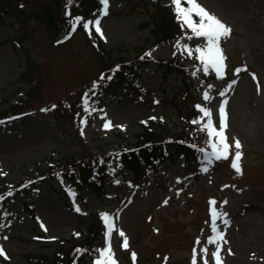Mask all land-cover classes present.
<instances>
[{
	"label": "rangeland",
	"instance_id": "374dc122",
	"mask_svg": "<svg viewBox=\"0 0 264 264\" xmlns=\"http://www.w3.org/2000/svg\"><path fill=\"white\" fill-rule=\"evenodd\" d=\"M198 2L232 30L220 42L226 56L222 79L212 70L193 75L202 64L196 53L189 58L179 45L195 48L204 40L185 39L192 33L182 29L172 0H109L108 15L100 18L103 39L82 26L72 32L66 15L70 11L73 17L94 20L100 3L91 10L87 0H74L71 6L68 0H0V247L9 257H0V264H30L34 255L52 253L59 241L69 246L90 231L93 238L98 235L97 249H103L101 213L114 218L118 213L115 227L128 239L125 250L119 233L112 234L118 264H133V252L135 264H192L194 247L197 264H203L200 248L216 250L207 243L212 235L210 200L226 213L216 222L227 241L219 242L223 264H264V0ZM164 6L174 15L169 33L152 36L150 15ZM12 8L20 12V22L7 12ZM45 12L53 14L52 24ZM107 59L121 66L146 63L131 94H125L130 76L122 85L114 84ZM161 61L181 64L182 71L164 77ZM113 84L118 92L110 99L106 95L115 90ZM205 91L211 102L204 101ZM85 93L96 109L90 116L82 103ZM225 100L226 136L230 144L239 140L242 145V175L231 167L234 147L229 159L207 162L212 151L207 130L191 123L201 118L200 105L211 109L218 128ZM106 120L112 122L109 129ZM162 138L182 143L181 153L170 159L159 151L144 155L133 173L117 172L106 157L104 169L77 182L87 186L79 196L55 169L74 176L72 170L92 156ZM37 180L39 187L30 195L19 190ZM98 258L96 251L95 259L83 264ZM209 260L214 264L211 255Z\"/></svg>",
	"mask_w": 264,
	"mask_h": 264
},
{
	"label": "snow or ice",
	"instance_id": "6c2138e0",
	"mask_svg": "<svg viewBox=\"0 0 264 264\" xmlns=\"http://www.w3.org/2000/svg\"><path fill=\"white\" fill-rule=\"evenodd\" d=\"M73 2L74 0H68L69 6H71ZM99 3L101 5V8L99 10V16L94 20H85L83 17L80 16L73 17L70 11L66 12V15L70 17L69 23L71 24L72 32L76 31L77 26H82L83 29L86 32H88L90 36L92 35V31L94 29L95 33L98 34L101 37V39L104 38L103 32L100 27L101 24L100 18L108 15L109 0H99ZM172 4L175 6L174 11L176 13L178 21L181 22L182 29L186 26L192 33L191 36L186 35L185 39L191 40L193 38H197V39L203 38L204 40L203 45H197L195 48H190L187 44L179 45L184 52H187L189 58L193 56V53H196L197 54L196 59L199 60L200 63L202 64V68H198L196 72L193 73V75L195 76L197 72L200 71H203V73L207 75L209 71L212 70L216 73L217 79H222L226 71V63H225L226 56L223 53V49L221 48L220 42L223 38L228 37L231 34L232 30L219 18H217L214 14H211L209 11H207L198 2V0H172ZM194 17L198 19H194ZM145 55L151 56V53H146ZM241 71H247V69L246 68L237 69L235 74L239 75ZM101 79H104V77L101 76ZM108 79H111V77H108ZM256 79L257 78L255 77V74H253V80ZM232 83L234 84L235 81H233ZM96 86L97 85L94 83L93 88H95ZM208 87L212 88L211 85H209ZM256 87H257V92L259 93L261 90V85L257 83ZM220 95L223 96L225 95V93L221 92ZM203 99L206 102H211L212 97L210 96L208 91H205L203 93ZM82 103H83L84 111L89 116L92 115L94 111H96L95 108L90 107L87 93H85V96L82 98ZM226 104L227 101L225 100L221 103V106L219 108L220 122L218 128L213 123V119H212L213 114L211 109L206 107H201L200 105H196V107L198 111L202 113V116L199 119H195L191 121V123L193 124L201 123L203 125L201 130L204 129L207 130V135L209 138V147L212 149L210 154H206L207 162L211 164L213 160L220 161V160L229 159L230 149L234 147L235 153L231 160V167L236 171L238 175H242L243 174L241 168L242 152L240 151L242 145L239 140H234V143L230 144L228 142V137L226 136V129H227V114L225 111ZM53 107H55V105ZM101 118L105 119V117H101ZM204 118H207L206 122L204 121ZM150 119H155V117H150ZM87 122L88 121L86 118H81L82 125H87ZM104 127L105 129L111 128L112 122L110 120H106ZM201 151L203 152V149H201ZM101 163H103V161H101ZM203 170L207 171V168H204ZM116 183H119V181H116ZM8 195H11V193H8ZM0 199H3V197H0ZM165 203H167V201H165ZM209 203H210V218H211L210 227H211L212 235L208 237L207 243L215 244L216 250L209 253L208 248L201 247L199 254L201 256L203 264H211V261L209 260V255H211L214 264H223V260L220 255L222 247L219 242L223 241L224 243H227V241L224 240L223 233L217 227L216 222L218 219L221 218V216L226 215V213H220L217 211L215 207L216 205L215 200H210ZM76 210L78 212L80 211L78 207ZM118 218H119L118 213L115 215V218L113 217V215L109 213H101V219L106 226L105 247L103 249L96 250L99 253V258L94 261V264H118L117 260L115 259L114 250L111 246V239L114 231H117L119 235L123 238V242L121 245L122 249L127 250L129 248L128 239L125 233L122 230H119L115 227L114 219H118ZM224 222L228 223L227 220H225ZM0 227H4V225H0ZM41 227L45 231H47V228L43 223H41ZM4 239H7V237H4ZM200 243H201L200 240L197 239L196 244L200 245ZM76 251L79 252L81 250L77 249ZM229 254H232L230 250H229ZM197 255H198L197 250L194 247L192 264H197V259H196ZM131 256L133 259V264H135L137 254L133 252ZM0 257L9 259L3 247H0ZM167 259H168L167 257L164 258L165 262L167 261Z\"/></svg>",
	"mask_w": 264,
	"mask_h": 264
},
{
	"label": "trees",
	"instance_id": "16d2710c",
	"mask_svg": "<svg viewBox=\"0 0 264 264\" xmlns=\"http://www.w3.org/2000/svg\"><path fill=\"white\" fill-rule=\"evenodd\" d=\"M87 1L91 6L90 9L92 10L95 7V4L97 3L96 0H87ZM15 11L17 12V14L14 13L13 8L7 12L15 15L16 16L15 19L19 21L18 17H20L19 15L21 14H19L20 12H18V9H15ZM44 14L46 15V21L52 24L54 20L53 14L50 12H45ZM172 20H174L173 10L169 6L159 7V10H157L155 14L150 15L149 23L147 24V26L148 27L151 26L150 32L152 33V36L153 35L156 37L157 36L162 37L164 35L167 36L169 33L168 29H170L171 27ZM107 61L108 62H106V65L109 66L110 64L111 69L115 73L114 84L117 85L118 83H120V85H122V83L125 80V76L127 75L130 76L129 80L127 81V85H128V88H126L127 93L125 94L126 95L131 94L135 88V82H138L139 80L142 79L140 68L146 63H141L135 66L133 62L132 64L121 62V64H123V66H121L120 63H118L119 65H112L113 62L111 63L110 59H107ZM126 61L127 60H125L124 62ZM116 62H118V59L115 61V64ZM159 68L164 77H166L168 74H172L173 72L175 73L182 71L181 70L182 65L173 62L168 63L161 61L159 63ZM27 70L24 71V75L25 73L27 74ZM114 84H113L114 86L113 89L115 90L113 91V93L107 94L111 98H114L116 96L115 93L118 92V89L116 90L115 87L116 85ZM108 88L111 87L109 86ZM147 142L150 143L141 145L134 149H128V150L125 149L120 151L119 154L111 155V156L116 158V160L121 163L122 167L135 172L139 166L138 161L144 155L152 154L156 151H159L163 153V156L165 155L166 158L169 159L171 158V154L177 152L181 153V151H179L180 150L179 148L182 145V143H179L170 138L166 140L162 138L155 141H147ZM92 160L95 166H97L98 168L92 165ZM92 160L83 162L84 164L83 166H80L75 172H72L74 176L66 177L74 187L77 184V182L81 180V178L86 179L98 173V171L104 169L101 167L102 163L99 164L100 161L105 162L104 156L101 155H99V157L94 156ZM23 190L26 192V194H29L31 192V186L29 188H24ZM95 241L96 240L91 236H86L85 239L80 241L76 239V242H74L69 246H66L64 241H59L60 245L58 244V246L55 248V250L52 253L40 252L39 254L34 255V261L30 262V264H74L72 263L73 259L75 260V264H83V261H85L87 257L89 258L93 257V253H95L97 249ZM77 249H80L81 251L78 252L76 251Z\"/></svg>",
	"mask_w": 264,
	"mask_h": 264
}]
</instances>
